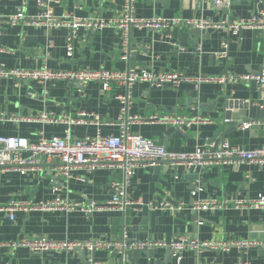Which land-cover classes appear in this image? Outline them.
Listing matches in <instances>:
<instances>
[{"label":"crops","instance_id":"obj_1","mask_svg":"<svg viewBox=\"0 0 264 264\" xmlns=\"http://www.w3.org/2000/svg\"><path fill=\"white\" fill-rule=\"evenodd\" d=\"M40 1L47 0H0V15L8 17L22 12L37 16L42 11ZM48 1L54 15L79 19L95 17L111 21L122 17L125 7V0ZM262 11L264 0H222L221 5L208 0H136L134 3V16L139 19L182 18L233 24ZM72 35L69 28L49 30L24 24L6 25L0 36V68L47 67L54 72L146 68L155 73L182 72L191 77L210 78L241 77L264 70V30L261 29H244L233 35L221 29L201 31L190 27L167 32L135 28L126 39L116 28L100 31L82 28L71 40L73 56L69 57L67 43ZM224 41L229 44L228 56L221 58ZM197 47H201V53L196 52ZM124 94L123 86L113 85L110 91H105L99 82L81 88L70 81L22 83L0 79V137H22L36 143L42 137L64 138L68 134L73 141L98 135L118 136L122 131V105L117 96ZM131 97L128 117L143 119L172 112L207 121L182 129L155 122L127 126L130 134L153 140L170 152L194 153L207 141L215 144V151L221 150L226 141L249 151L264 146V95L255 83L239 80L172 88L140 82L131 89ZM244 105L256 108L253 115ZM81 114H86L88 121L97 117L99 125L71 122L80 119ZM42 115L50 120L42 121ZM243 119L248 120L239 126ZM252 122L256 124L243 129V124ZM196 169L182 173L166 166L158 170L137 169L126 189V198L158 204L153 210L155 220L151 211L145 213L135 206L125 210L110 206L116 195L114 184L123 181L120 170L90 172L79 168L69 180H64L49 164H42L40 171H0V208L5 209L12 202L29 205L58 198L85 207L91 204L99 207L92 214L19 210L14 220L8 211L0 210V264H176L169 248L125 255L98 249L89 250L87 257L85 251L40 254L6 246L30 238L92 244L117 242L124 236L129 241L264 240L262 209L230 206L214 212L185 210L175 214L160 209L159 205L168 200L190 206L194 201L208 199L249 202L264 194V168L258 164L213 166L202 169L195 179ZM196 189L198 194L193 197ZM182 264H264V253L260 249L241 252L236 248L228 253L187 250Z\"/></svg>","mask_w":264,"mask_h":264},{"label":"built area","instance_id":"obj_2","mask_svg":"<svg viewBox=\"0 0 264 264\" xmlns=\"http://www.w3.org/2000/svg\"><path fill=\"white\" fill-rule=\"evenodd\" d=\"M135 1L136 0H125L122 17L111 21L95 17L85 19L74 18L69 15L59 17L54 15L48 8V0L40 1L39 6L42 11L37 16L30 17L22 12L8 17L0 15V36L6 25L24 24L49 30L69 28L72 30L73 35L68 39L67 49L68 56L72 57L73 45L71 40L82 28L93 31H100L105 28H116L123 32L126 39L129 37L132 29L135 28H146L156 31L165 30L167 32L174 28L190 27L200 29L201 31L221 29L228 30L233 35H237L244 29L264 30V11L254 14L249 20H241L233 24L182 18L169 20L163 18L139 19L134 16ZM182 1L187 2L189 0ZM208 1H213L217 5L222 4V0ZM223 48L224 51L221 52L219 56L221 58H226L229 50L228 41H224ZM196 52L201 53V47H197ZM123 58L127 59V56H124ZM0 79H15L22 83L30 81H40L43 83L59 80L70 81L77 83L81 88L91 82H99L102 84L105 91H110L113 85L126 88V94L117 96V99L122 105V131L120 135H98L94 138L87 137L83 140L73 141L68 134L64 138L55 137L47 139L42 137L36 143H31L26 138L22 137H0V171L10 169H15L22 173L26 171H40L42 164H49L55 167V171L62 176L64 180H69L73 177V172L79 168L87 169L90 172L99 169L120 170L123 174V181L114 184L116 195H114L113 200L109 204L110 206L125 210L129 206L141 204L126 198V189L139 168H157L166 166L174 170L183 169L184 171H190V169L193 168L208 169L219 165L235 167L246 163L258 164L264 168V146L249 151L240 147L231 146L226 141L221 150L215 151V144L211 141H207L194 153H176L168 151L164 146L153 140L138 135H132L127 129L128 125L141 122H155L167 126L178 127L180 129L183 127L190 128L192 126L202 125L207 122L198 117L188 118L176 115L172 112L159 116L154 115L143 119L138 117H128V109L132 101L131 89L137 83H150L158 87L165 86L176 88L182 84L200 85L213 82H237L241 80L246 84H257L264 95V70L258 74H247L242 75L241 77L221 76L210 78L204 76L191 77L182 72L155 73L146 68L128 69L127 71L76 70L70 72H54L47 67L36 70H6L0 68ZM80 116V119L71 122H89L99 125V119L97 117L90 116L93 118L88 121V119H85L87 117L86 114H81ZM40 119L42 121L50 120L47 115H42ZM225 122L228 123L229 121L226 120ZM255 124L256 122L245 123L243 124V129H248ZM198 191L199 189L194 190L192 196H197ZM230 206H234L237 209L245 207L264 210V194L249 202L236 200L228 203L227 201L208 199L194 201L193 204L188 206L184 202L174 203L168 200V202L159 205L161 210L174 214L181 213L185 210H191L193 212H214ZM97 209H99V207L96 204H91L89 207H85L82 204L69 203L60 198L46 203L29 205L12 202L5 209L0 208V210L8 211L12 220L15 219V213L19 210H67L82 211L86 214H92ZM6 246L11 249L24 248L40 254L107 249L125 255L132 251L149 252L161 248H169L172 251L176 264H182L184 254L187 250H194L197 253H201L204 250L228 253L231 249L236 248L241 252H246L251 249H260L264 253V240L256 239L199 243L182 238L171 244H167L165 241H129V239L124 236L122 240L117 242H97L92 244L74 241H54L46 237H41L13 241L7 243Z\"/></svg>","mask_w":264,"mask_h":264},{"label":"water","instance_id":"obj_3","mask_svg":"<svg viewBox=\"0 0 264 264\" xmlns=\"http://www.w3.org/2000/svg\"><path fill=\"white\" fill-rule=\"evenodd\" d=\"M245 109H249V111H250V115H253V113H254V111H255V107H250V108H247V106L246 105H244L243 106ZM244 112H245V110H243V111H241L240 113L243 115L244 114ZM227 116H229V115H227ZM226 120H228L229 122H228V124H231V121L229 120V119H226ZM248 119H243V121H240L238 124H239V126H240V124L242 123V122H245V121H247ZM160 167H157L156 169L158 170ZM201 168H197L196 170H195V174H194V178L195 179H197L198 177V174L201 172ZM179 171L182 173L183 172V169H179ZM135 207H137L138 209H142L145 213L148 211H151V217H152V220H155V218H156V213L153 211L154 210V206H158V204H155V205H150V203H149V201L147 200V199H144V201L141 203V204H137V205H134ZM172 243V241L171 240H167V244H171ZM85 251V255L88 257L89 256V252H88V250H84ZM171 251V250H170ZM152 252H154V251H149V253H152ZM172 252V251H171Z\"/></svg>","mask_w":264,"mask_h":264}]
</instances>
